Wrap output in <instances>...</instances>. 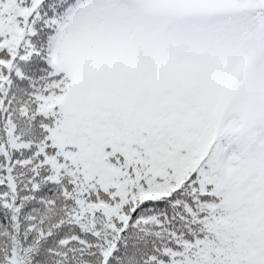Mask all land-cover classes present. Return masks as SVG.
<instances>
[{
    "label": "snow or ice",
    "instance_id": "6c2138e0",
    "mask_svg": "<svg viewBox=\"0 0 264 264\" xmlns=\"http://www.w3.org/2000/svg\"><path fill=\"white\" fill-rule=\"evenodd\" d=\"M0 264H264V0H0Z\"/></svg>",
    "mask_w": 264,
    "mask_h": 264
}]
</instances>
